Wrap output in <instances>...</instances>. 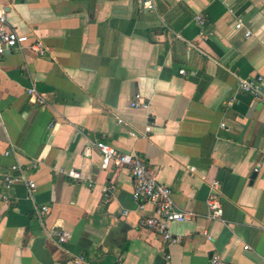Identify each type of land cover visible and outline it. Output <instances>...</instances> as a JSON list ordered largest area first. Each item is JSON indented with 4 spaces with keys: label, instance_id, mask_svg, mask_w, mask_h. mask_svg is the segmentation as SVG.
<instances>
[{
    "label": "crops",
    "instance_id": "obj_1",
    "mask_svg": "<svg viewBox=\"0 0 264 264\" xmlns=\"http://www.w3.org/2000/svg\"><path fill=\"white\" fill-rule=\"evenodd\" d=\"M154 3L0 0L8 27L45 49L0 59V171L29 168L35 183L30 196L0 180V264H264V102L237 90L264 73V0ZM96 141L143 159L194 215L169 225L178 244L141 226L155 207L132 198L127 167L101 168ZM214 181L220 219L207 216Z\"/></svg>",
    "mask_w": 264,
    "mask_h": 264
},
{
    "label": "built area",
    "instance_id": "obj_2",
    "mask_svg": "<svg viewBox=\"0 0 264 264\" xmlns=\"http://www.w3.org/2000/svg\"><path fill=\"white\" fill-rule=\"evenodd\" d=\"M139 8L146 11H153L155 9L154 0H136ZM200 22L201 19L198 17ZM242 24L238 21L234 25L235 30H240ZM249 32L244 33L245 37L249 36ZM28 47L30 50L43 56L45 49L39 41H34L28 44V36L16 33L13 29L9 28L7 25L6 15L0 10V59L5 53L11 49H22ZM183 74V71H180ZM0 82H1V69H0ZM237 90L241 93L249 95L256 101L264 102V73L256 75L254 77H248L245 79H239L237 81ZM26 94L32 103L38 105L45 104V98L43 95L36 93L33 88L26 89ZM139 95L134 96V100L129 103L130 107H138L142 104L138 102ZM234 102V98L228 100V104ZM120 122V121H118ZM223 127V125H220ZM145 132H150V127L145 128ZM94 147L99 151L101 155V168L106 169L108 166L114 168L127 167L129 169L131 180H132V190L131 196L136 201H146L151 203L155 207V216L145 217L140 221L141 226L152 231L154 234L158 235L164 243L169 245H175L180 242V237L173 235L169 231V225L172 222H182L191 219L194 215L190 212L179 211L171 198V190L159 183L154 175L151 173L149 168L143 159L139 158L133 154L120 153L116 149L110 147L102 141L94 142ZM5 155L8 151L4 152ZM83 154L88 155L87 148H84ZM36 164L33 163L30 169H34ZM29 169V168H28ZM28 169H23L17 164L10 165L8 171H0V180L5 189H11L17 183H25L28 193L30 196L35 190V183L31 176H29ZM258 168H254L253 171L256 172ZM66 175L79 179L81 175L75 169H69ZM218 184L216 181L211 183V191L206 200L208 218L210 219H220L222 216V208L217 195ZM107 188H103V193L106 194ZM0 199L4 202L9 201L7 195L0 194ZM48 211L46 206L39 208L38 212L40 214H45ZM53 234L56 236L58 243H66L70 238V233L66 231H55ZM203 235L206 239H209L207 232ZM210 264H225L218 255H212L209 261ZM74 264H88L83 256H78L74 260Z\"/></svg>",
    "mask_w": 264,
    "mask_h": 264
}]
</instances>
